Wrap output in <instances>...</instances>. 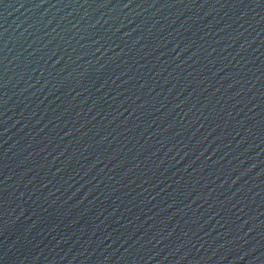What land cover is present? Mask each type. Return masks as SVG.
Masks as SVG:
<instances>
[{
  "label": "water",
  "instance_id": "obj_1",
  "mask_svg": "<svg viewBox=\"0 0 264 264\" xmlns=\"http://www.w3.org/2000/svg\"><path fill=\"white\" fill-rule=\"evenodd\" d=\"M0 264H264V0H0Z\"/></svg>",
  "mask_w": 264,
  "mask_h": 264
}]
</instances>
